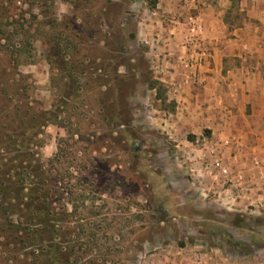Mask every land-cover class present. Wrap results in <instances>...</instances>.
I'll return each instance as SVG.
<instances>
[{"label": "rangeland", "instance_id": "1", "mask_svg": "<svg viewBox=\"0 0 264 264\" xmlns=\"http://www.w3.org/2000/svg\"><path fill=\"white\" fill-rule=\"evenodd\" d=\"M151 1L0 0V186L26 167L40 179L25 183L21 203L43 184L49 205L35 214L47 227L31 241L28 230L16 236L18 215L0 220V264H34V249L40 264H204L216 247L228 263L264 264V151L205 155L185 143L194 137L186 130L177 142L172 126L170 74L237 52L229 42L245 17L240 0H227L213 43L199 16L218 0H174L173 13L161 12L168 0ZM191 18L201 27L195 46ZM207 179L248 182L258 200L237 211L214 205L218 220H202Z\"/></svg>", "mask_w": 264, "mask_h": 264}, {"label": "crops", "instance_id": "2", "mask_svg": "<svg viewBox=\"0 0 264 264\" xmlns=\"http://www.w3.org/2000/svg\"><path fill=\"white\" fill-rule=\"evenodd\" d=\"M227 3V0H218L219 5L213 7L210 3L201 13L199 18L206 34L210 33V28L226 27L222 14ZM240 4L245 17L242 25L235 30L233 41L229 42L237 46V52L229 49L224 53H214L212 63L206 62L195 73L175 70L169 80L176 105L172 126L177 142H181V131L186 130L194 136L191 141L184 140L191 146L190 149L208 155L213 148H220L223 153L233 155L234 159L264 151V0H240ZM174 6H178L177 2L168 0L161 12H176L178 7ZM207 37L212 38L210 34ZM167 40L169 42L170 38ZM210 42L213 43L212 40ZM169 44L177 46L176 41L170 40ZM250 45L256 46L251 47L249 52L242 51L245 47L250 48ZM231 58L237 59V66L229 67L223 63V60ZM201 127L208 128L210 135H202L199 131ZM229 138L233 140L232 143L224 147L222 141ZM198 141L201 143L196 145ZM176 148L182 150L178 144ZM200 166L203 165L198 164L196 172ZM202 172L208 174L211 170L206 172L202 169ZM248 184L238 182L229 186L221 179H207L202 186L203 199L198 202L207 204L210 214L201 219L211 222L218 220L219 213H216L214 205L237 211L246 202H257L258 187L250 188ZM253 191L255 196L251 194ZM209 251L204 264H231L219 254V248H210ZM179 263L177 260L175 264Z\"/></svg>", "mask_w": 264, "mask_h": 264}, {"label": "trees", "instance_id": "3", "mask_svg": "<svg viewBox=\"0 0 264 264\" xmlns=\"http://www.w3.org/2000/svg\"><path fill=\"white\" fill-rule=\"evenodd\" d=\"M156 4V0L151 1V5L152 7L155 6ZM151 88H154L153 85L151 86ZM158 98L160 99L161 97L158 96ZM5 137V136H4ZM6 138V137H5ZM32 172V174H31ZM33 170H30L26 167H19V170L17 171V174L15 176H13L12 179L15 180V184L13 186H8V180L4 179L3 180V184L2 186H0V220H2V222H10V216H12L13 214L18 215L22 221L25 223V225H14V231L17 233L16 236L18 237L19 234V229H24V230H28L30 232H32V235L30 236H25L27 239H34V237L36 236V233H40V231L42 230V228L46 229L47 227V220L45 221H41L38 222L36 220V218H34L35 214L39 213V212H46L48 213V206L46 205V198L47 194L42 192L41 190L45 187L42 182L40 183V187L41 190L37 187L39 186V184L37 185L33 180V182L36 184V187L30 188L28 189V191L30 192L29 195L31 196V203L27 204L28 202L25 203H21L20 201V197L21 196H26L28 197V195H26V193H24V191L26 190L25 188V183L28 182V180L32 177L33 179H35V181H39L40 177L39 175L33 174ZM8 176V175H7ZM43 201H39L42 200ZM45 199V200H44ZM21 207H25V209H21ZM26 210V214L28 217L24 218L25 215V211ZM20 214V215H19ZM22 221H20L18 224H21ZM38 222V223H37ZM4 224L2 223V225L0 226L1 229H5L4 227H2ZM45 225V226H44ZM41 236V235H38ZM25 237H21L19 239V241H24ZM30 240V241H31ZM30 244L32 243H28V246H30ZM60 252V250H55L54 252H50V257H51V261H58L59 262V257L60 256H54V255H58ZM32 254H34L35 259H34V264H40L39 262H37V258H40L38 249H34L32 251ZM4 260L6 261H10L9 260V255H6V257H4ZM57 264V263H56Z\"/></svg>", "mask_w": 264, "mask_h": 264}, {"label": "built area", "instance_id": "4", "mask_svg": "<svg viewBox=\"0 0 264 264\" xmlns=\"http://www.w3.org/2000/svg\"><path fill=\"white\" fill-rule=\"evenodd\" d=\"M198 22L199 21L198 20L196 21V19H193V18L190 19V25H191V29H190V32H191L190 33L191 34V40H190V42L191 43L188 44L189 46L190 45L195 46L197 43L199 44V41H198L199 38H198V36L201 33V27H200V25H199ZM201 56L202 57H205V51L204 50L201 51ZM190 58L193 59L191 57V55H190ZM214 167L218 168V171L220 173H222L223 175H225V174L228 173V169L225 166L223 167L222 166V163H220V161H216L214 163Z\"/></svg>", "mask_w": 264, "mask_h": 264}]
</instances>
